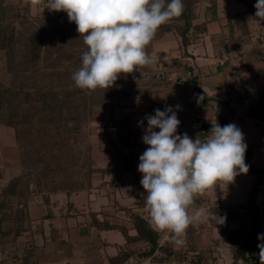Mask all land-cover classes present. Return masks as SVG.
Returning <instances> with one entry per match:
<instances>
[{"label":"crops","instance_id":"1","mask_svg":"<svg viewBox=\"0 0 264 264\" xmlns=\"http://www.w3.org/2000/svg\"><path fill=\"white\" fill-rule=\"evenodd\" d=\"M27 2L31 9L42 6L40 0ZM256 2L217 0L213 11L209 3H204L197 20V24L206 23L202 36L184 46L182 38L176 34L166 35L153 43L149 56L155 63L151 67L124 74L115 82L116 89H126L141 80L148 87L149 95L122 98L97 107L94 125H103L104 131L92 140V167L98 171L92 174L90 185L76 194L52 196L51 208L42 202L30 205L32 220L36 224L43 221V232L28 235L37 247V264H139L147 257L143 246L150 244L130 241L137 236L131 215L137 213L149 219L143 202L147 192L140 183L142 174L138 172L139 157L148 147L142 141L147 127L145 116L154 115L157 108L163 111L172 106L176 110L175 106L179 105L177 116L181 123L177 134L187 133L193 139L197 135L206 137L204 127L210 128L212 123L229 124L233 113L220 91L231 82L232 63L239 67L247 97L264 100V21L257 23L251 19L255 18ZM222 58H227L226 65L220 64ZM238 123L247 147L253 150L251 166L264 169V163H255L259 150L264 151V122L247 118ZM14 145L0 147V159L7 163L0 168V191L9 178L6 171L20 172L16 142ZM11 159L14 163L18 160L19 165H12ZM254 183L253 174H239L227 186L216 183L211 188L214 198L210 196V189L195 197L190 211L203 208L206 216L188 227L184 245L177 247L172 241L168 248L174 254L169 259L165 257V248L161 249L164 259L156 258L155 264H175L174 261L186 258L197 263L199 252H191L192 247L213 251L215 264H232L229 248L226 247V251L221 244H227L223 230H239L248 221L249 216L244 213L248 198H245ZM84 192L91 199L87 208L84 203L76 205L73 201L74 196ZM258 196L263 199L264 191ZM212 211L226 217L224 227L209 223ZM91 214L97 215L99 222L106 221L118 228L98 229L92 223ZM219 227L222 239L215 237ZM222 252L225 257L228 254L230 262L227 257L226 261H221ZM18 264H22V260Z\"/></svg>","mask_w":264,"mask_h":264},{"label":"trees","instance_id":"2","mask_svg":"<svg viewBox=\"0 0 264 264\" xmlns=\"http://www.w3.org/2000/svg\"><path fill=\"white\" fill-rule=\"evenodd\" d=\"M204 3H209L210 10L216 9L217 0H183L182 15L158 28L146 47L147 53L154 42L171 33L182 38L184 46L202 36L206 23L197 24V20ZM44 12V16H33L30 3L19 6L0 0V126L13 130L20 156V172H11L0 191L3 245L16 243L23 235L43 232V221L36 224L30 216L31 204L42 202L51 208L52 196L76 194L90 185L92 174L98 171L92 167L91 154L73 150L83 147L85 151L89 137L97 132L89 123L93 110L122 98L149 95L141 80L126 89L76 87L72 75L81 66L87 46L66 12L45 8ZM247 118L264 122L263 99L252 102ZM204 129L208 133L211 127ZM250 150L247 147L245 154L248 172L255 177L247 201L250 217L239 230H223L232 264H260L257 245L261 241L257 237L264 234V208L258 205V195L264 185V169L251 166ZM131 216L137 236L130 241L147 242L150 250L146 256L153 255L160 234L150 226L146 216L137 213ZM91 219L98 229L118 228L106 221L99 222L97 215L91 214ZM223 224L214 221V225L224 227ZM168 247L169 244L163 250L167 259L174 254ZM36 251L34 242L28 241L21 256L22 264H37ZM190 251L199 252L196 264H215L210 249L192 247Z\"/></svg>","mask_w":264,"mask_h":264},{"label":"clouds","instance_id":"3","mask_svg":"<svg viewBox=\"0 0 264 264\" xmlns=\"http://www.w3.org/2000/svg\"><path fill=\"white\" fill-rule=\"evenodd\" d=\"M45 9L66 12L83 38L87 51L72 79L80 89H109L122 74L140 72L155 60L146 47L158 28L179 17L183 0H40ZM257 23L264 21V0L254 5ZM163 97V96H162ZM154 110L146 115L142 141L148 145L139 157L138 172L146 190L143 202L150 226L171 237L175 246L186 242V230L200 221L205 210L190 211L195 197L203 195L217 182L233 183L247 174V144L238 126L221 127L212 123L208 135L195 139L177 134L181 121L179 105ZM141 125L143 121L140 122ZM159 129V131H155ZM218 224L226 217L214 215ZM259 261L264 264V234H258ZM243 264V262H242Z\"/></svg>","mask_w":264,"mask_h":264},{"label":"rangeland","instance_id":"4","mask_svg":"<svg viewBox=\"0 0 264 264\" xmlns=\"http://www.w3.org/2000/svg\"><path fill=\"white\" fill-rule=\"evenodd\" d=\"M7 1H9L10 3H12L14 5H19V6H20V3H23V4L30 3V2H27V0H7ZM31 11H32L33 16H35L37 14L39 16L46 15L44 12V5L43 4H42V6L37 5V6H35V8L33 7V9H31ZM99 106H103V105H99ZM99 106H97V107H99ZM97 107L95 109H97ZM95 109L93 110V112L90 115L89 123H90V126L95 127L97 129V132L92 134L91 137H89L90 143L87 144L85 151L83 150V147H81V148L77 147L73 150V152H75V153L82 152V154H83V152H86L89 155L91 154V157H92V140H93V137H95V135L99 134V132L104 131V128L102 129L103 125H101L100 127L94 125V123H95L94 120L96 119V114H98V111ZM94 113H96V114H94ZM10 134H11V136H10ZM14 144H15V137H14L13 130H11L7 127H4V126H0V147H13V146H15ZM90 149H91V151H90ZM250 151L253 154V150H250ZM262 160H264V151L259 150L258 155H256V157H255V161H256L255 163L257 165H261V163H264V162H262ZM11 161H12V159H11ZM12 162H10L12 165L13 164L15 166L19 165L18 160H16V163H14V162L12 163ZM4 163L7 164L6 161L3 162L0 159V168L3 167ZM89 165H90V163H89ZM10 173H11L10 171L9 172L6 171V174H7L6 176L9 177ZM248 178H250V177L248 176ZM217 183H221L222 186H224V185L227 186V184H225L223 182H217ZM223 188L225 189V187H223ZM261 189H262V191H264V185L262 186ZM210 191H211V194H210L211 198H214L213 189H210ZM250 192H251V190L248 193L250 194ZM249 194L246 195L245 199L249 198ZM241 197L242 196H239V198H241ZM262 198L263 199L259 198V196H258L259 207H260V209L263 210V208H264V197L262 196ZM89 200H91L90 196L86 192L80 193L79 195L73 197V201L76 205H79L80 203H84L85 208L89 207ZM246 203L247 202H245V204ZM244 209H245L244 213H247V215L250 217V211L248 210V208H244ZM204 216H206L205 213H204ZM209 223H214V221L209 219ZM215 237L218 239H222V231H221L220 227L217 228V230H215ZM28 241H30L28 239V235L27 236L23 235L21 238H19L16 241V243H9L7 245L0 244V264H18L21 260V256L23 255L24 247L28 243ZM171 241H172V239H171ZM221 244L224 245V247L227 251V248H226V247H228L227 244L225 242H222ZM169 245H171V243ZM224 255H225V252H222L221 253V261L222 262L226 261V257H227L228 262H230V258L228 256V254L226 257ZM174 263L178 264V261H174Z\"/></svg>","mask_w":264,"mask_h":264},{"label":"built area","instance_id":"5","mask_svg":"<svg viewBox=\"0 0 264 264\" xmlns=\"http://www.w3.org/2000/svg\"><path fill=\"white\" fill-rule=\"evenodd\" d=\"M226 62L227 58H222L220 60L221 65H226ZM230 71L232 74L231 82L220 91V95L233 113L232 117L229 119V123H233L236 126L241 127V124H237V122L238 120L241 121L247 119L248 109L254 100L248 98L246 95L245 86L240 78L239 67L236 63L231 64ZM214 215L217 214L212 211L209 214V219L215 221L213 218ZM158 233L160 234V238L157 242L158 249L153 255H149L145 259L141 260L139 264H155V259L161 258V249L172 243L170 236L159 231ZM149 250V245L143 246L144 253H147ZM178 264H196V262L194 263L193 260L186 258L179 261Z\"/></svg>","mask_w":264,"mask_h":264}]
</instances>
